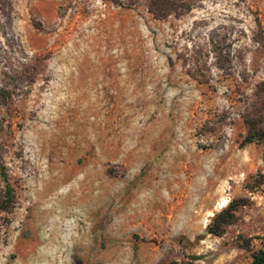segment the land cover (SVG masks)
Listing matches in <instances>:
<instances>
[{
  "label": "rangeland",
  "instance_id": "1",
  "mask_svg": "<svg viewBox=\"0 0 264 264\" xmlns=\"http://www.w3.org/2000/svg\"><path fill=\"white\" fill-rule=\"evenodd\" d=\"M187 1L155 18L145 0H0L16 197L0 264H249L264 237V144L243 143L244 117L264 114V0ZM210 36L230 45L225 69Z\"/></svg>",
  "mask_w": 264,
  "mask_h": 264
},
{
  "label": "trees",
  "instance_id": "2",
  "mask_svg": "<svg viewBox=\"0 0 264 264\" xmlns=\"http://www.w3.org/2000/svg\"><path fill=\"white\" fill-rule=\"evenodd\" d=\"M114 3L120 4V0H112ZM243 1V0H240ZM145 5L148 11L155 18H165L170 15H182L192 8V3L187 0H145ZM210 45L214 56V64L218 69H225L231 61L230 45L226 42L225 37L218 38L217 36H210ZM14 96V91L7 85L0 84V110L7 111ZM264 114L258 115L257 118L246 115L244 122L247 127L246 135L243 143L260 142L264 144V127H262V120ZM2 122H0V126ZM16 197L14 189L10 183L7 175L6 166L3 163L1 156L0 143V220L6 219V215L12 213L15 208ZM234 205H228L224 210L217 213L212 222L209 224V232L219 235L222 232V227L231 223L233 218L232 210ZM262 245L252 251L251 260L249 264H264V237Z\"/></svg>",
  "mask_w": 264,
  "mask_h": 264
},
{
  "label": "bare ground",
  "instance_id": "3",
  "mask_svg": "<svg viewBox=\"0 0 264 264\" xmlns=\"http://www.w3.org/2000/svg\"><path fill=\"white\" fill-rule=\"evenodd\" d=\"M223 206V205H222Z\"/></svg>",
  "mask_w": 264,
  "mask_h": 264
}]
</instances>
